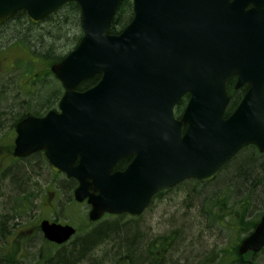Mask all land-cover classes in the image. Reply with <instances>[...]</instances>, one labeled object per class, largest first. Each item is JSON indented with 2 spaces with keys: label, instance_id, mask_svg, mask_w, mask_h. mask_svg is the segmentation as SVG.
<instances>
[{
  "label": "water",
  "instance_id": "water-1",
  "mask_svg": "<svg viewBox=\"0 0 264 264\" xmlns=\"http://www.w3.org/2000/svg\"><path fill=\"white\" fill-rule=\"evenodd\" d=\"M70 1L80 6L84 34L52 66L65 88L61 113L18 123L14 154L45 149L55 171L77 180L75 198L88 200L90 220L138 216L161 190L212 181L244 147L264 152V0H133V19L117 34L110 30L123 0H0V24L20 10L38 23ZM97 74L94 86L76 89ZM233 76L249 88L226 117ZM41 229L57 244L76 233L48 219ZM263 248L264 213L238 252Z\"/></svg>",
  "mask_w": 264,
  "mask_h": 264
},
{
  "label": "rangeland",
  "instance_id": "rangeland-1",
  "mask_svg": "<svg viewBox=\"0 0 264 264\" xmlns=\"http://www.w3.org/2000/svg\"><path fill=\"white\" fill-rule=\"evenodd\" d=\"M68 19L71 21L65 29L68 38L64 37V30H61L60 26L64 23L61 21L57 22L59 23L57 27L46 22L33 28L32 33L28 29L27 39L31 41L34 49L42 52L55 38L54 42L57 45L55 52L65 55L75 47L78 38L83 35L81 23L77 17ZM13 25V22H9L0 28L2 29L0 69L6 71L0 77V82L12 85L11 94H13L14 103L19 104L25 99L32 100L33 95H29L30 89H33L31 84L36 83L38 73L43 74L42 77L40 76V83L45 85V88L41 95L47 99L49 92L53 90L50 84L55 83L58 87L60 83L58 84L56 77L52 75L50 68L46 67L43 59L32 55L25 44L21 46L19 42L21 33L16 34L12 29ZM11 45H15L14 48H7ZM31 62H34L33 66ZM33 77H35L34 80H32ZM26 84L30 85L25 94L22 88ZM60 88L63 93L64 88L62 86ZM9 121L3 123L1 132L9 126ZM1 132L0 146H3L2 144L7 143L8 140L7 136H2ZM37 162V157L23 161L9 159L0 154V220H3L7 228L4 235L0 237V253L9 264H44V255L57 254L59 249L47 244L42 232L38 229V223L44 218H59L60 221L70 222L78 229L75 237L66 244V248L99 226L104 228L107 225L119 223L114 226L115 228H111L113 231L119 227L114 230L115 233L109 237L106 236L105 242L86 255L84 264L100 258L109 263L114 255H126L129 250H132L130 253L138 256V264H149L148 255L144 249L147 241L171 232L176 233L174 241L171 244L167 242L169 244L157 252L158 258L164 264H201L202 262L216 264L215 255H219L223 247L232 244L236 239L232 222H229L228 218L221 221L215 220V222L208 219L202 210L199 194L192 189L195 185L193 179L162 191L138 217L128 214L106 215L99 221L90 223L88 219L90 209L87 202L80 204L74 203L75 200L69 202L71 188L64 186V182L69 178L64 173L52 170L49 164L41 165L36 164ZM17 181L20 187L15 186ZM64 187L66 193L62 190ZM127 231L132 233L127 234ZM125 246H129V250ZM213 256L214 258L211 259ZM252 259L255 264H264V249L257 255L254 254Z\"/></svg>",
  "mask_w": 264,
  "mask_h": 264
},
{
  "label": "trees",
  "instance_id": "trees-1",
  "mask_svg": "<svg viewBox=\"0 0 264 264\" xmlns=\"http://www.w3.org/2000/svg\"><path fill=\"white\" fill-rule=\"evenodd\" d=\"M73 16L75 18L77 17L81 23L80 6L76 2H70L62 6L55 13L51 14L46 19V22H50L56 27L59 26L58 24L61 21L64 22L60 27H62L61 30H64V37H67V30L65 29L68 24H71V21L68 18L70 17L72 19ZM133 16L134 12L132 0H123L115 13L110 32L119 33L132 20ZM9 22H13L14 25L12 26V29L14 32H16V34L21 33L19 36L21 38L19 40L21 46L25 44L26 46H24L32 55L43 59L46 67L50 68L53 63L62 60L66 56V54L61 55L55 52L57 49L56 42H54L55 38L52 40L51 44H47L48 46L45 51L41 52L32 47L31 41L27 39L26 33L28 29H30L32 33V29L38 27V25H34L28 20L26 11L22 10L18 12L6 23ZM57 22L59 23L57 24ZM3 26H5V24ZM3 26H0V28ZM61 37L62 35L60 38ZM79 40L80 38H78L75 46ZM14 46L15 45H11L7 48L11 49L14 48ZM33 63L31 62L32 66ZM98 78L99 77H93L83 81L80 84L79 89H86L94 85ZM233 85L234 82H232L230 86L233 87ZM245 91V87L239 90H234L233 88L229 90L231 95V103L226 115H229L236 108ZM185 102L186 99H182L178 103L177 113L181 112ZM128 160L129 159H124L120 161L116 168L123 169L127 165ZM193 183H195V185L192 189L199 194L198 198L201 199L202 210L204 213H206L208 219L215 222V220L221 221L224 218H228V221L232 222L231 224L235 230V241L232 244L223 247L220 250L219 255H215L217 258L216 264H255L252 257L250 258L249 253L241 255L238 252V248L243 238L256 227L262 214L264 213V153H260L254 146L246 147L215 179L208 182L194 180ZM75 184L76 181L73 179H69L68 181L64 182V186L66 188H72L75 186ZM15 186L20 187V185H18V181ZM65 187L62 188V190L66 193ZM117 224L119 223L107 225L104 228L99 226L93 231H90L84 236L78 238L67 248L66 245L59 247V250L55 256H49V254L44 255L43 263H86V255L90 253L92 249L97 248L99 245L105 242L107 237L115 233L116 231L114 230L118 229L119 227H116V229H113V231H111V228H115L114 226H117ZM107 229L108 231H106ZM5 231H7V228L3 220H0V237L4 235ZM129 233H132V231H127V234ZM175 234L174 232H171L169 234L154 237L150 241H147L144 249L148 255L149 264H164V262L160 261L158 258L157 252H160V250L163 249L162 247L167 246L169 244H167V242H170L171 244L172 241H174L173 239ZM47 244L52 245L50 243ZM121 246L124 248L123 245ZM126 247L129 250V246H125V248ZM130 251L132 250H129L128 254L126 255L120 254L114 255L113 257L110 256L111 258L109 263L138 264V256L136 257L134 254L130 253ZM254 254L257 255V253H253L252 256H254ZM213 258L214 256L211 257V259ZM109 263H106V261H104L102 258L96 259L91 263L89 262V264ZM0 264H9L1 254ZM201 264H205V262H202Z\"/></svg>",
  "mask_w": 264,
  "mask_h": 264
},
{
  "label": "flooded vegetation",
  "instance_id": "flooded-vegetation-1",
  "mask_svg": "<svg viewBox=\"0 0 264 264\" xmlns=\"http://www.w3.org/2000/svg\"><path fill=\"white\" fill-rule=\"evenodd\" d=\"M252 7V5H249L248 8ZM2 64V63H1ZM0 64V65H1ZM6 73V71L4 69H0V77L3 76ZM40 76L42 77L43 74L38 73L37 77H36V83L31 84L33 89H30V93L29 95H33L32 96V100H23L21 101L19 104H15L14 103V97L13 94H11L13 92L12 89V85L8 84V83H1L0 82V111L4 110V109H9L11 110L10 113V117H5L0 115V132L3 130L2 126L4 125L3 123H5L7 120L10 121L9 126L6 128L5 131L1 132L2 136L6 137L7 136V140L8 142L5 144H2L3 146H0V154L5 155L6 157H9V159H20L23 161H27L33 157H37L38 158V162L36 164H48V161L45 158L44 152L45 149H39L36 150L34 152H32L31 154L27 155V156H23V157H19L14 155L15 153V147H16V139L18 137V131H17V124L19 122H21L22 120H26L28 123L30 121V117L33 118H42L44 116H46L49 112L54 111V112H60V102H61V98H62V92H61V88L59 85L58 87L54 84H50L51 88H53L52 91L49 92V95L47 96V99L42 97V91L45 88V85L40 83ZM99 78H101V76L99 75ZM35 77L32 78V80H34ZM236 77L231 78L228 83H227V87L228 90H230L231 88H233L234 90H239L241 88H237L236 87ZM234 82L233 87L230 86L231 83ZM30 84H26L22 89L23 92L26 94L27 89H29ZM37 92V94H36ZM36 94V96L34 95ZM11 96V97H10ZM5 98V99H4ZM182 99H186V102L181 110V112L176 113L177 118H181L185 109V106L188 103L189 100V95L185 94ZM180 100V101H181ZM179 101V102H180ZM3 104V105H2ZM3 133H5L3 135ZM131 161V159L128 160V163ZM127 163V165H128ZM77 183L75 184V186H73L71 188V195H70V200L69 202H72V200H74V191L76 189ZM45 219V218H44ZM50 219V221H59L62 223H66L63 221H60L59 218H48ZM43 220V219H42ZM41 220V221H42ZM41 221L38 223V229L39 231H42L41 229ZM70 222H68L69 224ZM77 229V228H76ZM78 231V229H77Z\"/></svg>",
  "mask_w": 264,
  "mask_h": 264
},
{
  "label": "bare ground",
  "instance_id": "bare-ground-1",
  "mask_svg": "<svg viewBox=\"0 0 264 264\" xmlns=\"http://www.w3.org/2000/svg\"><path fill=\"white\" fill-rule=\"evenodd\" d=\"M10 113H11V110H9V109H4V110L0 111V115L5 116V117H10Z\"/></svg>",
  "mask_w": 264,
  "mask_h": 264
}]
</instances>
